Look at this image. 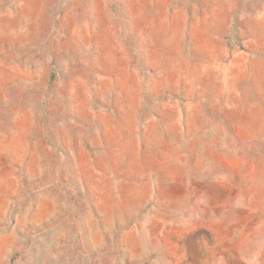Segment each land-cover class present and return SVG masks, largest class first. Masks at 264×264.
<instances>
[{"label":"rangeland","instance_id":"1","mask_svg":"<svg viewBox=\"0 0 264 264\" xmlns=\"http://www.w3.org/2000/svg\"><path fill=\"white\" fill-rule=\"evenodd\" d=\"M0 264H264V0H0Z\"/></svg>","mask_w":264,"mask_h":264}]
</instances>
